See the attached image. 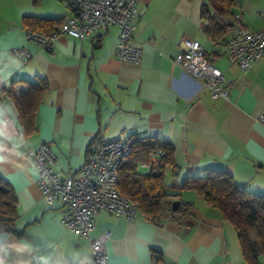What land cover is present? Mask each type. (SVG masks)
Masks as SVG:
<instances>
[{
	"label": "crops",
	"instance_id": "1",
	"mask_svg": "<svg viewBox=\"0 0 264 264\" xmlns=\"http://www.w3.org/2000/svg\"><path fill=\"white\" fill-rule=\"evenodd\" d=\"M202 3L140 0L132 43L142 56L129 62L117 55L116 25L83 40L59 34L52 49L27 38L24 15L67 18L74 13L69 0H0V175L18 199L16 232L0 230V264L93 263L89 239L65 229L58 204L46 202L31 149L47 143L58 156L56 168L78 174L100 141L145 136L171 142L175 165L166 168L165 185L194 207L187 225L171 219L170 195L160 223L140 211L135 221L101 211L92 236L109 233L107 264H247L236 227L182 186L189 177L226 171L239 186L264 193V56L246 71L231 63L225 40L216 43L206 33ZM237 3L230 28H264V0ZM229 35L230 29L225 39ZM183 37L200 41L222 69L227 98L214 99L177 62ZM40 78L48 89L38 104L37 129L25 135L15 96L29 87L18 83L15 95L2 88ZM150 168L142 163L138 170Z\"/></svg>",
	"mask_w": 264,
	"mask_h": 264
},
{
	"label": "built area",
	"instance_id": "2",
	"mask_svg": "<svg viewBox=\"0 0 264 264\" xmlns=\"http://www.w3.org/2000/svg\"><path fill=\"white\" fill-rule=\"evenodd\" d=\"M74 13L67 17L61 27L47 34L27 30L26 36L47 49H52L59 34L86 39L98 29L109 25L120 28L117 55L122 61L139 62L140 47L132 43L134 20L140 0H69ZM228 60L242 70H248L264 56V28L254 31L244 26L230 28L224 41ZM25 57L31 53L21 49ZM176 60L183 69L198 77L214 99L229 96L226 79L220 67L204 54L200 41L183 37L176 49ZM264 123V114L259 117ZM132 150V140L125 137L105 139L89 150L86 161L78 174L63 173L56 168L59 159L47 143L31 149L30 155L38 169V182L44 198L50 205L57 203L65 229L89 239L93 256L92 264H107L106 242L109 233L92 236L96 218L101 211L137 219L136 204L119 189V167Z\"/></svg>",
	"mask_w": 264,
	"mask_h": 264
},
{
	"label": "trees",
	"instance_id": "3",
	"mask_svg": "<svg viewBox=\"0 0 264 264\" xmlns=\"http://www.w3.org/2000/svg\"><path fill=\"white\" fill-rule=\"evenodd\" d=\"M237 6V0H203L202 13L208 20L206 33L214 42L225 40L227 31L235 20ZM65 19L24 15L23 23L27 30L52 34L61 27ZM204 54L208 56L205 52ZM20 82L29 87L27 92L15 96L24 133L29 135L37 129V108L41 96L48 89V82L44 78L36 82L12 80V85L3 86L2 92L15 95V86ZM129 139L132 140V150L119 167V189L136 204L137 211L146 219L160 223L165 213L166 196L176 199L180 195L178 191L170 190L165 185L166 168L175 165V148L162 137ZM142 163L151 167L148 173L138 170ZM182 188L194 190L209 205L219 208L223 217L236 227L247 264H264V193H255L241 187L228 172L214 170L204 176L187 178ZM178 201V206L171 211V219L180 225H187L194 202L183 199ZM17 215L16 193L12 185L0 175V230L15 233Z\"/></svg>",
	"mask_w": 264,
	"mask_h": 264
},
{
	"label": "water",
	"instance_id": "4",
	"mask_svg": "<svg viewBox=\"0 0 264 264\" xmlns=\"http://www.w3.org/2000/svg\"><path fill=\"white\" fill-rule=\"evenodd\" d=\"M178 204H179V201L177 199H175L173 201V205H172L173 210L178 206Z\"/></svg>",
	"mask_w": 264,
	"mask_h": 264
},
{
	"label": "rangeland",
	"instance_id": "5",
	"mask_svg": "<svg viewBox=\"0 0 264 264\" xmlns=\"http://www.w3.org/2000/svg\"><path fill=\"white\" fill-rule=\"evenodd\" d=\"M62 1V3H65V0H61Z\"/></svg>",
	"mask_w": 264,
	"mask_h": 264
}]
</instances>
